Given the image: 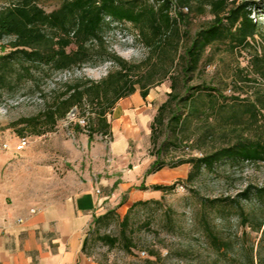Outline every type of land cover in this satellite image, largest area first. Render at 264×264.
Masks as SVG:
<instances>
[{
	"label": "rangeland",
	"instance_id": "1",
	"mask_svg": "<svg viewBox=\"0 0 264 264\" xmlns=\"http://www.w3.org/2000/svg\"><path fill=\"white\" fill-rule=\"evenodd\" d=\"M20 1L0 0V9ZM35 1L52 11L64 0ZM253 1L256 3L254 20L264 23V0ZM208 2L192 0L190 9L185 8L186 22L192 33L213 18ZM105 39L111 51L128 61L141 62L147 57L148 50L129 22H113ZM256 39L263 42L260 34ZM10 41L11 38H6L3 43ZM226 49L224 45L209 49L203 69L192 74L189 86L201 87L204 81L206 85L220 87L232 98L225 105L220 101L213 109L208 106L206 114L193 117L181 134L182 142L175 140L172 132H162L160 124L154 141L152 124L159 107L169 97L171 75L177 74L179 68L175 65L161 83L150 86L147 115L151 137H144L146 131L142 125L143 137L132 142L133 152L156 158L158 148L162 147L161 160L170 167L179 159L211 153L236 138L238 134L227 129L224 122L228 105H243L248 99H254L256 93L264 91V80L251 71L250 51L233 53ZM115 69L117 66L112 61L86 64L51 72L39 87H31V83L26 82L13 90H0V211L20 212L26 206L40 207L79 190L78 182L100 149L108 152L109 164L114 137L96 133L94 140H102L101 145L87 140L89 119L98 120V108L88 103L85 110L75 107L59 120L53 131L41 135L32 134L30 128L18 122L42 111L45 102L65 89L64 83L82 78L100 81ZM246 72L258 80L242 82L240 78ZM160 77L158 73L156 78ZM234 77L241 82L236 84ZM136 87L141 93L142 86L137 84ZM107 117L112 120V112ZM261 120L264 123V118ZM253 129V135L264 134V126ZM24 139L28 143L22 148L20 144ZM191 169L189 163L172 168L173 177L160 183H176V186L168 191L152 188L144 204L133 208L116 205L108 217L90 228L86 253L99 264H247L251 255L255 264H259L260 256L264 257V236L255 226L259 218H264V205L254 194L249 198H241L239 194L247 187L264 186V163L219 161L212 167L203 165L196 177L188 180ZM127 213L126 224H123ZM243 215L250 216V221H244ZM108 235L118 239L114 246L104 239Z\"/></svg>",
	"mask_w": 264,
	"mask_h": 264
},
{
	"label": "trees",
	"instance_id": "2",
	"mask_svg": "<svg viewBox=\"0 0 264 264\" xmlns=\"http://www.w3.org/2000/svg\"><path fill=\"white\" fill-rule=\"evenodd\" d=\"M191 3L192 0H64L59 7L47 11L35 0H22L1 8L0 90H13L26 82H30L31 87H39L51 72L86 64L112 61L117 66L100 81L82 78L74 83H64L65 89L45 102L42 111L22 118L18 123L30 128L32 134L41 135L53 131L59 120L75 107L85 110L88 103L94 109L98 108V120L90 118L88 123L91 142L96 133L110 134L107 114L121 98L135 93L137 84L142 86L141 94L146 98L151 84L161 83L174 66L179 65L178 73L171 75L169 97L159 107L152 124V138L156 141L157 125L160 124L163 125L162 132L170 131L175 140L182 142L181 134L193 117L206 114L208 106L213 109L220 101L225 105L232 98L220 87L206 85L204 81L201 87L189 86L192 74L203 69L209 49L224 45L233 53L250 51L251 71L264 80V23L254 20L253 5L256 3L253 0H209L213 18L195 33L186 22L185 8L190 9ZM113 22H129L135 27L140 42L148 50L145 60L131 62L109 49L105 34ZM258 34L263 38L262 43L256 39ZM6 38H11L8 44L3 43ZM244 70L240 69L241 72ZM158 73H161L160 78H156ZM240 80L252 83L258 79L246 72ZM235 81L236 84L241 82ZM228 107L224 122L227 129L238 134L236 138L211 153L179 159L171 168L191 164L187 179L192 180L203 165L212 167L219 161L264 163V134L253 135V128L264 126L261 120L264 118V91H259L254 99H248L243 105L231 103ZM162 150V147L158 148L147 173L168 166L161 160ZM175 186L176 183L155 184L152 188L168 191ZM142 188L147 187L142 185ZM251 194L264 205V186L247 187L239 196L249 198ZM145 202L138 201L130 208ZM113 210L98 216L94 223L108 217ZM249 217L243 215L244 221H250ZM127 218L128 213L123 224ZM255 229L262 230L264 236V218L258 219ZM104 239L112 246L118 241L110 235ZM87 243L86 238L84 251ZM259 262L264 264L262 255ZM247 264H255L253 255Z\"/></svg>",
	"mask_w": 264,
	"mask_h": 264
},
{
	"label": "crops",
	"instance_id": "3",
	"mask_svg": "<svg viewBox=\"0 0 264 264\" xmlns=\"http://www.w3.org/2000/svg\"><path fill=\"white\" fill-rule=\"evenodd\" d=\"M149 95L136 91L117 102L109 120L112 159L107 164L106 150L94 154L79 190L40 207L0 211V264H99L84 251L95 219L116 205L128 208L145 200L151 186L173 177L170 167L147 173L155 157L131 150L143 137L142 125L144 137H151ZM94 138L91 142L103 144Z\"/></svg>",
	"mask_w": 264,
	"mask_h": 264
},
{
	"label": "built area",
	"instance_id": "4",
	"mask_svg": "<svg viewBox=\"0 0 264 264\" xmlns=\"http://www.w3.org/2000/svg\"><path fill=\"white\" fill-rule=\"evenodd\" d=\"M28 141L26 139H24L23 141H21L20 146L23 148L27 145Z\"/></svg>",
	"mask_w": 264,
	"mask_h": 264
}]
</instances>
